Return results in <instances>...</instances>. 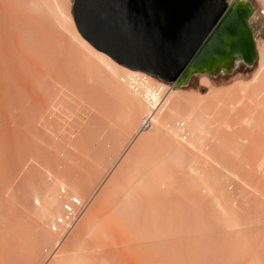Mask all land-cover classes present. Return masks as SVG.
I'll use <instances>...</instances> for the list:
<instances>
[{
    "label": "bare ground",
    "instance_id": "1",
    "mask_svg": "<svg viewBox=\"0 0 264 264\" xmlns=\"http://www.w3.org/2000/svg\"><path fill=\"white\" fill-rule=\"evenodd\" d=\"M79 2L0 0V264H264V38L159 81Z\"/></svg>",
    "mask_w": 264,
    "mask_h": 264
},
{
    "label": "water",
    "instance_id": "2",
    "mask_svg": "<svg viewBox=\"0 0 264 264\" xmlns=\"http://www.w3.org/2000/svg\"><path fill=\"white\" fill-rule=\"evenodd\" d=\"M75 19L95 46L164 79L187 80L232 57H257L249 0H80Z\"/></svg>",
    "mask_w": 264,
    "mask_h": 264
},
{
    "label": "rangeland",
    "instance_id": "3",
    "mask_svg": "<svg viewBox=\"0 0 264 264\" xmlns=\"http://www.w3.org/2000/svg\"><path fill=\"white\" fill-rule=\"evenodd\" d=\"M216 1H221V0H216ZM224 1H229V0H224ZM251 1V6L254 9V12L252 14V16L249 18V25L250 27L253 29V35H254V39H258V38H264V4L261 3V0H250ZM74 16V15H73ZM254 22V23H253ZM253 25V26H252ZM78 26V25H77ZM79 28V27H78ZM80 30V29H79ZM81 32V30H80ZM82 33V32H81ZM83 34V33H82ZM84 35V34H83ZM85 36V35H84ZM85 39L88 41V39L85 36ZM94 48L102 51L103 53H106L108 56L110 55L109 53H107L105 50L98 48L97 46H95L91 41H88ZM111 58H113L114 61H117L116 63L121 64L122 67L125 66V68H129L132 70H140L142 72H145L146 74H148L150 77H154V79L159 80V81H165V82H170V80L164 79L163 77L156 75L146 69H141V68H137V67H133L130 66L128 64H126L125 62H122L120 60L115 59L114 57H112L110 55ZM238 58L245 64H247L248 62H244L243 59H241V57L238 56ZM124 65V66H123ZM144 120V119H143ZM63 188H65L64 186H62ZM68 204V203H67Z\"/></svg>",
    "mask_w": 264,
    "mask_h": 264
},
{
    "label": "built area",
    "instance_id": "4",
    "mask_svg": "<svg viewBox=\"0 0 264 264\" xmlns=\"http://www.w3.org/2000/svg\"><path fill=\"white\" fill-rule=\"evenodd\" d=\"M146 122H148V121L146 120ZM146 125H147V124H146ZM73 199H76V198L73 197ZM65 207H66V209L68 210V212H69L70 214L73 213V209H72V205H71V204H65ZM58 221H60V222H62V223H65L64 217H59V218H58ZM71 222H72V220H71ZM71 222L68 223V225H70Z\"/></svg>",
    "mask_w": 264,
    "mask_h": 264
},
{
    "label": "flooded vegetation",
    "instance_id": "5",
    "mask_svg": "<svg viewBox=\"0 0 264 264\" xmlns=\"http://www.w3.org/2000/svg\"><path fill=\"white\" fill-rule=\"evenodd\" d=\"M214 1H216V0H214ZM231 1H232V0H229V1L226 2V1H224V0H221V2H223V3L226 4V5L229 4ZM236 1L239 2L240 0H236ZM249 1H250V0H249ZM250 3H251V1H250Z\"/></svg>",
    "mask_w": 264,
    "mask_h": 264
}]
</instances>
